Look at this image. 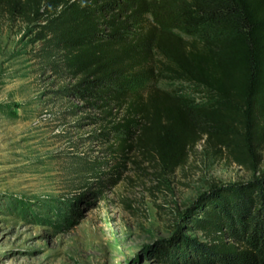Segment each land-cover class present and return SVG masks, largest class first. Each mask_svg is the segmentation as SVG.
<instances>
[{"label": "trees", "instance_id": "obj_1", "mask_svg": "<svg viewBox=\"0 0 264 264\" xmlns=\"http://www.w3.org/2000/svg\"><path fill=\"white\" fill-rule=\"evenodd\" d=\"M0 10L33 28L39 58L68 79L58 95L100 113L114 155L141 152L173 172L204 141L252 174L202 195L188 219L204 241L179 233L163 258L264 264V0H178L164 13L147 0H0ZM85 168L104 184L99 164Z\"/></svg>", "mask_w": 264, "mask_h": 264}, {"label": "rangeland", "instance_id": "obj_2", "mask_svg": "<svg viewBox=\"0 0 264 264\" xmlns=\"http://www.w3.org/2000/svg\"><path fill=\"white\" fill-rule=\"evenodd\" d=\"M147 1L164 13L178 0ZM34 33L0 10V264H172L162 252L175 235L204 241L188 219L196 201L252 174L204 141L173 172L114 155L100 113L58 95L68 79L39 58ZM95 163L102 185L85 168Z\"/></svg>", "mask_w": 264, "mask_h": 264}]
</instances>
